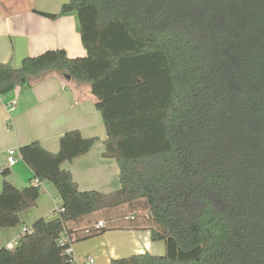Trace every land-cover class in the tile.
<instances>
[{
	"label": "trees",
	"instance_id": "trees-1",
	"mask_svg": "<svg viewBox=\"0 0 264 264\" xmlns=\"http://www.w3.org/2000/svg\"><path fill=\"white\" fill-rule=\"evenodd\" d=\"M72 12L87 56L0 63V96L55 73L89 84L121 186L80 191L62 169L97 141L80 131L58 153L23 146L34 180L21 190L5 181L0 229L21 223L42 182L62 208L1 247L0 264H77L67 250L110 231H148L166 247L111 264H264V0H70L37 13Z\"/></svg>",
	"mask_w": 264,
	"mask_h": 264
},
{
	"label": "crops",
	"instance_id": "crops-1",
	"mask_svg": "<svg viewBox=\"0 0 264 264\" xmlns=\"http://www.w3.org/2000/svg\"><path fill=\"white\" fill-rule=\"evenodd\" d=\"M70 0H0V63L20 67L27 57L50 50H65L69 57H86L77 13L57 19L38 14H60ZM17 100L16 110L8 105ZM80 131L85 138L97 141L85 155L65 162L62 169L72 173L80 191L111 193L120 184L119 166L115 159L105 157L107 131L90 87L75 79L51 74L28 88H16L0 100V194L8 181L21 190L34 180V173L23 161L20 149L39 142L51 153H58L61 137ZM17 150L18 162L8 163V151ZM4 171L8 176L4 177ZM62 208L56 186L40 184V197L32 209L20 214L21 223L0 229V248L13 249L39 219L51 220ZM150 253L163 256L164 242H154L148 231H110L104 235L75 242L72 253L77 264H111L112 260Z\"/></svg>",
	"mask_w": 264,
	"mask_h": 264
},
{
	"label": "built area",
	"instance_id": "built-area-1",
	"mask_svg": "<svg viewBox=\"0 0 264 264\" xmlns=\"http://www.w3.org/2000/svg\"><path fill=\"white\" fill-rule=\"evenodd\" d=\"M0 100H1V96H0ZM17 104H18L17 100L12 101L8 105L9 110L11 112L15 111L16 110V107H17ZM7 160H8V163H9L10 166H15L17 164V162H18V153H17V150H15V149L9 150L8 151V159ZM35 185H39L38 181L35 182ZM60 210H61V208L58 210V212ZM102 226H103V223L100 222L97 227L99 228V227H102ZM27 231H30V230H26L24 233H26ZM65 239H66V237H63L62 240H61V243L65 242ZM67 253L69 255H73V253H72V246L67 250ZM88 262L90 264H92L94 262V260L92 258H89L88 259Z\"/></svg>",
	"mask_w": 264,
	"mask_h": 264
},
{
	"label": "rangeland",
	"instance_id": "rangeland-1",
	"mask_svg": "<svg viewBox=\"0 0 264 264\" xmlns=\"http://www.w3.org/2000/svg\"><path fill=\"white\" fill-rule=\"evenodd\" d=\"M84 84H86L87 86H89V87H90V85H89V84H87V83H84Z\"/></svg>",
	"mask_w": 264,
	"mask_h": 264
},
{
	"label": "water",
	"instance_id": "water-1",
	"mask_svg": "<svg viewBox=\"0 0 264 264\" xmlns=\"http://www.w3.org/2000/svg\"><path fill=\"white\" fill-rule=\"evenodd\" d=\"M68 79H71V77L69 76Z\"/></svg>",
	"mask_w": 264,
	"mask_h": 264
}]
</instances>
